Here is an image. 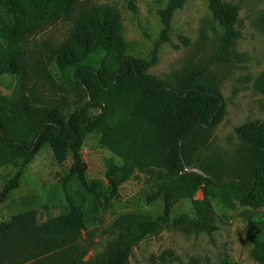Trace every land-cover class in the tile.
<instances>
[{"label": "trees", "instance_id": "16d2710c", "mask_svg": "<svg viewBox=\"0 0 264 264\" xmlns=\"http://www.w3.org/2000/svg\"><path fill=\"white\" fill-rule=\"evenodd\" d=\"M77 0H5L15 23L3 27L6 43L0 42V78L12 75L17 88L27 78L29 55L21 45L27 34L70 16ZM185 0H168L161 10L168 38L171 17ZM214 16L224 28L219 57L233 46L240 5L228 0H210ZM56 63L66 78L85 91L87 104L61 108L42 104L28 96L17 101L15 94L0 92V168L16 167L0 190V202L20 186L24 168L46 145L60 162L72 156L70 172L83 186L105 200L117 194L114 181L86 178L82 147L87 133L98 131L100 142L127 164L154 165V180L168 182L163 194L164 211L156 219L147 218L127 225L118 248L97 260L77 257V237L85 226L83 210L72 204L58 213L30 210L0 224V264H129L131 249L149 233L160 228L174 204L191 198L200 188H231L243 203L264 206V118L238 125L235 131L243 148V174L227 179L212 174L204 165L203 153L210 131L222 119L225 101L221 92L204 77L208 63L176 72L164 80L148 74L150 62L128 52L116 13L108 6L82 12L77 30L63 47ZM74 69V75L68 73ZM89 108H99L91 114ZM197 167L202 173L188 170ZM206 194V193H205ZM155 196L150 197V201ZM196 229L209 235L215 230L211 216L198 221ZM253 257L264 264V237L258 238Z\"/></svg>", "mask_w": 264, "mask_h": 264}, {"label": "rangeland", "instance_id": "374dc122", "mask_svg": "<svg viewBox=\"0 0 264 264\" xmlns=\"http://www.w3.org/2000/svg\"><path fill=\"white\" fill-rule=\"evenodd\" d=\"M228 1L240 5L241 34L232 47L210 61L221 52L224 35L210 0H185L175 9L166 40H161V10L167 8L168 0H77L68 18L27 34L21 43L29 55L27 78L15 94L17 79L3 75L0 92L15 94L16 101L28 96L61 108L64 114L87 104L86 91L66 78L56 57L76 32L82 12L108 6L116 13L128 52L150 62L148 74L167 80L176 72L208 63L203 75L223 95L225 112L209 133L204 165L223 179L243 174L244 145L235 128L264 118V0ZM15 21L5 0H0V42L6 43L3 27ZM68 73L74 75V69ZM99 112L89 108L91 114ZM100 137L98 131L86 134L82 157L89 182L116 183L117 194L111 199L88 191L70 172L72 156L60 162L46 145L24 168L20 186L0 202V215L9 218L11 211L39 209L46 218V211L56 214L69 203L80 207L85 226L77 237L75 255L82 260H97L118 248L127 225L159 218L168 182L155 181L154 171L165 169L129 165ZM15 170L13 164L0 168V190ZM151 196H155L152 201ZM209 216L215 225L211 235L196 229L198 221ZM160 225L132 247L129 264H262L252 251L258 238L264 237V206L243 203L231 188L200 187L193 197L177 201Z\"/></svg>", "mask_w": 264, "mask_h": 264}, {"label": "crops", "instance_id": "0c3cea01", "mask_svg": "<svg viewBox=\"0 0 264 264\" xmlns=\"http://www.w3.org/2000/svg\"><path fill=\"white\" fill-rule=\"evenodd\" d=\"M30 210H36V211L40 212L39 209H22V210H18V211H21V212H18V213H15L14 211L13 212L11 211L9 218H5L4 216L0 215V224L3 221H9L14 215H17V214H20V213H23V212H26V211H30Z\"/></svg>", "mask_w": 264, "mask_h": 264}, {"label": "water", "instance_id": "95a60500", "mask_svg": "<svg viewBox=\"0 0 264 264\" xmlns=\"http://www.w3.org/2000/svg\"><path fill=\"white\" fill-rule=\"evenodd\" d=\"M188 170H194V171H197V172H200L202 173V170L197 168V167H192V168H187Z\"/></svg>", "mask_w": 264, "mask_h": 264}]
</instances>
